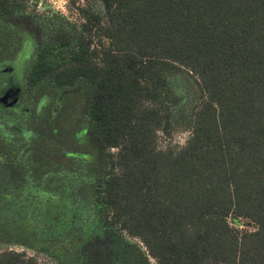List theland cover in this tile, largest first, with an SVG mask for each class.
<instances>
[{
	"label": "trees",
	"instance_id": "obj_1",
	"mask_svg": "<svg viewBox=\"0 0 264 264\" xmlns=\"http://www.w3.org/2000/svg\"><path fill=\"white\" fill-rule=\"evenodd\" d=\"M29 8L0 0V63L28 37L34 102L15 112L0 92V243L58 264H264V0H87L79 24ZM70 94L94 155H67L89 178L26 161L23 117Z\"/></svg>",
	"mask_w": 264,
	"mask_h": 264
},
{
	"label": "rangeland",
	"instance_id": "obj_2",
	"mask_svg": "<svg viewBox=\"0 0 264 264\" xmlns=\"http://www.w3.org/2000/svg\"><path fill=\"white\" fill-rule=\"evenodd\" d=\"M29 14L31 16H44L61 14L70 21L79 24L81 17L78 8L84 7L87 0H29ZM30 47V50L28 48ZM32 45L27 36L18 40V47L13 51V55L8 62L0 63V92H5L1 96L9 104H16L14 111H25V108H33L34 102L25 98L24 70L32 52ZM21 60L19 63L18 61ZM23 99V100H22ZM13 102V103H12ZM59 106L56 110V106ZM11 108V107H10ZM54 109H49L42 104L35 112L30 111L23 117V128L28 134L25 140L31 145L26 161L38 172L45 168H80V175L84 178L91 176L90 160L86 157L80 160H73L68 157V152L79 151L93 158L94 151L87 134L84 132V110L81 103L73 95L67 96L62 101H57ZM12 113V112H10ZM21 128V131H23ZM30 131V132H29ZM24 134V132H23ZM191 137L190 131L174 133L165 136L161 132L158 134V147L161 150L175 149L185 146ZM11 171H18V165H11ZM22 169V166H21ZM60 174V173H59ZM87 180L82 182L83 193L88 192ZM241 230H253V226H243ZM6 250H16L25 252L29 256L37 258L40 264H58L51 253H45L39 248H25L16 243H0V252ZM153 264L156 262L153 260Z\"/></svg>",
	"mask_w": 264,
	"mask_h": 264
},
{
	"label": "water",
	"instance_id": "obj_3",
	"mask_svg": "<svg viewBox=\"0 0 264 264\" xmlns=\"http://www.w3.org/2000/svg\"><path fill=\"white\" fill-rule=\"evenodd\" d=\"M13 103V102H12Z\"/></svg>",
	"mask_w": 264,
	"mask_h": 264
}]
</instances>
